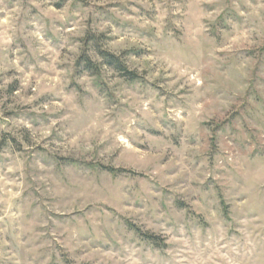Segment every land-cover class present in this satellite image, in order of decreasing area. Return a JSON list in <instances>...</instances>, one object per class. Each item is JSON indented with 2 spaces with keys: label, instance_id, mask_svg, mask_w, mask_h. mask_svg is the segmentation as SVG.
<instances>
[{
  "label": "rangeland",
  "instance_id": "obj_1",
  "mask_svg": "<svg viewBox=\"0 0 264 264\" xmlns=\"http://www.w3.org/2000/svg\"><path fill=\"white\" fill-rule=\"evenodd\" d=\"M177 97L179 131L112 136L117 104ZM71 123L102 143L57 148ZM165 260L264 264V0H4L0 264Z\"/></svg>",
  "mask_w": 264,
  "mask_h": 264
},
{
  "label": "clouds",
  "instance_id": "obj_2",
  "mask_svg": "<svg viewBox=\"0 0 264 264\" xmlns=\"http://www.w3.org/2000/svg\"><path fill=\"white\" fill-rule=\"evenodd\" d=\"M4 0H0V4H2ZM17 7H19L17 5ZM15 9L13 12L9 13L11 17L14 19ZM22 27V26H21ZM6 56V53H5ZM160 67L165 70L166 67L164 64H161ZM70 75L66 76L65 79H70ZM178 79V77H177ZM179 87H183L180 85ZM179 87L176 89L179 92ZM154 99V97H153ZM60 107L59 105L56 108ZM133 108L135 110H133ZM156 111H150L147 109L146 105L143 103L138 105H133L132 108H126L121 104H117V106L113 109L110 115L106 118L111 122V134L113 137H127L128 139H139V134L135 132V126L137 122L143 123L144 121H149L152 126L156 128H161L159 121L161 119L171 117L172 120L176 122L177 127L175 129L169 128L167 131H179V124L183 117L180 116V112L184 111V100L177 97L174 100L171 109L165 105V103H158L156 106ZM55 110V109H53ZM76 113H69V117H65V120H69L70 118H75ZM61 127H64V123L60 122ZM163 130V129H162ZM64 131L67 133L65 136L64 144L57 145V148H71L72 150H80V151H91L92 148L96 147L100 143H102L101 136L103 135L102 129H98L92 131L90 128L86 133L80 126H77L75 123H71L69 127L65 128ZM74 138L70 139L69 138ZM123 143H127V140L123 141ZM103 155V154H101ZM179 253H177V256ZM176 256L171 257V260H175ZM130 264L132 262L130 261ZM164 264H171V261L165 260Z\"/></svg>",
  "mask_w": 264,
  "mask_h": 264
},
{
  "label": "trees",
  "instance_id": "obj_3",
  "mask_svg": "<svg viewBox=\"0 0 264 264\" xmlns=\"http://www.w3.org/2000/svg\"><path fill=\"white\" fill-rule=\"evenodd\" d=\"M98 55L103 60V63L109 67L116 69L120 72L126 80L132 82L138 79V74L134 71H131L127 64L121 60L115 54L105 51V50H98ZM80 62L85 65V70L89 71L93 75H97L101 72V65L93 61V59L88 56L87 54L81 56ZM111 172H114V169H110ZM118 172V171H115Z\"/></svg>",
  "mask_w": 264,
  "mask_h": 264
}]
</instances>
